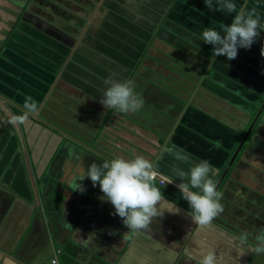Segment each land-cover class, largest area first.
Listing matches in <instances>:
<instances>
[{
    "label": "crops",
    "instance_id": "1",
    "mask_svg": "<svg viewBox=\"0 0 264 264\" xmlns=\"http://www.w3.org/2000/svg\"><path fill=\"white\" fill-rule=\"evenodd\" d=\"M29 1L0 0V264H50L54 256L59 264H198L199 254L208 252L217 264H264V252L256 251L264 229V113L229 166L264 92L258 96L244 85L251 98L242 99L237 85L232 93L219 86L225 72L211 77L215 62L233 67L241 60L250 73H237L257 77L264 69V30L229 61L214 57L200 37L205 27L221 31L234 14L210 11L204 0H49L48 18L35 21L23 10ZM234 2L239 9L243 0ZM252 9L264 24V0H247ZM20 17L38 31L41 42L21 36L35 51L17 52L22 46L13 33ZM189 55L197 61L195 84L171 75L175 60L174 68L184 69ZM48 66L58 67L55 77ZM158 69L162 77H145ZM109 77L133 81L144 101L140 111L103 108ZM26 96L40 111L13 126L9 121L22 116ZM136 155L167 178L164 186L153 181L165 197L160 210L179 209L140 232L113 214L98 185L79 181L92 162ZM200 160L213 166L223 205L203 229L187 215L175 186L177 171Z\"/></svg>",
    "mask_w": 264,
    "mask_h": 264
},
{
    "label": "clouds",
    "instance_id": "2",
    "mask_svg": "<svg viewBox=\"0 0 264 264\" xmlns=\"http://www.w3.org/2000/svg\"><path fill=\"white\" fill-rule=\"evenodd\" d=\"M204 3L210 11L234 14L231 23L222 25L221 31L205 27L201 33V40L212 45L214 57L223 55L229 61L235 59L238 50L250 49L260 37L261 30H264V24H261L255 9L247 10V0H243L239 9L234 0H204ZM260 54L264 56V45ZM104 84L101 90L103 98L99 103L105 110L128 114L142 109L144 101L135 93L132 80L120 81L109 77ZM22 111V116L13 118L9 123L13 126L23 123L25 117L39 113L40 105L31 96H26ZM76 159L80 160L81 157L76 156ZM212 167L210 161L200 160L187 171L178 170L176 173L180 183L175 186L189 206L187 215L201 229L209 227L213 219L223 212L221 194L216 190L210 175ZM85 178L91 180L93 187L99 186L103 193L100 199L109 202L115 210L113 214L119 216L124 226L133 232L147 230L153 218H161L165 211L173 212L171 208L160 210L165 197L153 183L154 164L142 155L132 159L118 156L102 164L92 162L79 181ZM76 191L83 192V185L77 182ZM172 207L176 208L175 212L179 211L175 204ZM257 240L260 243L256 251L264 252V229ZM196 259L198 264H217L215 254L211 252L200 253ZM51 264H58V260L53 259Z\"/></svg>",
    "mask_w": 264,
    "mask_h": 264
},
{
    "label": "trees",
    "instance_id": "3",
    "mask_svg": "<svg viewBox=\"0 0 264 264\" xmlns=\"http://www.w3.org/2000/svg\"><path fill=\"white\" fill-rule=\"evenodd\" d=\"M18 27L16 29V31H14L13 35L15 37H18V42L19 44H21V50L19 49L17 52L19 54L20 51H24L25 53L28 52L30 49L32 50H36L34 47H29L28 45H26V43L32 41V40H35L36 42H41V39H38L37 38V34H38V31L35 30V28H31L27 23L25 22H19L17 23ZM40 34V33H39ZM23 35H26V40L24 43H22L21 41V36ZM40 36H42V40H43V43L46 44V42L48 43V45L50 44L51 47L52 44H55L53 43V40L48 38V36L46 35H42L40 34ZM25 39V38H24ZM34 46H36V43L34 44ZM55 49L56 48H53V50H48V53L47 54H50V56L52 55L53 52H55ZM45 52V51H44ZM57 52V51H56ZM46 53V52H45ZM54 56V55H53ZM51 56V57H53ZM50 57V58H51ZM247 62V61H246ZM245 61L241 60V61H237L235 65H233V67H235L236 70L233 69V67H227V66H223L222 64L218 65L217 62H215L213 64V67L211 68V70L213 69L214 72H217L218 70L219 71H223L226 73V75L228 77H230L231 79L235 80V81H241L243 83V85H246V86H249L250 88H252V91L256 92L257 95H262L263 94V86L262 84H264V69L263 71H261L257 77H246L244 74H240V73H237L238 70H240L242 73H245V72H248L250 73V69H249V65L246 64ZM44 64L46 65L45 61H44ZM49 67V66H48ZM50 71L46 70L51 77H55V74H56V71L58 69V67H54V66H50ZM264 68V67H262ZM55 69V71H51ZM225 75V74H224ZM242 75V77H240ZM244 76V77H243ZM261 103H260V106H258V109L256 110L255 112V116L256 114L258 113L259 111V108L261 107L262 103H264V97L261 99ZM264 113V109L260 115V117L262 116V114ZM259 117V118H260ZM259 120V119H258Z\"/></svg>",
    "mask_w": 264,
    "mask_h": 264
},
{
    "label": "rangeland",
    "instance_id": "4",
    "mask_svg": "<svg viewBox=\"0 0 264 264\" xmlns=\"http://www.w3.org/2000/svg\"><path fill=\"white\" fill-rule=\"evenodd\" d=\"M35 2H37V3H39L40 5H45V4H48V2H49V0H34ZM63 1H67V0H63ZM72 0H70V2H71ZM81 1L82 0H78V2L79 3H81ZM73 2V1H72ZM79 3H77V4H79ZM53 23V22H52ZM75 23H76V21H75ZM55 26H57V23H56V25ZM62 30V29H61ZM190 56V55H189ZM190 61H189V63H190V65H189V63L187 64V66L186 65H184L183 67H184V69H178V67H176V68H174L175 66H177L176 64H178L180 61H177V60H175L176 62H175V64H173V67H172V69H173V72L174 73H172L171 75L173 76V75H177L176 77H184L185 78V80H187V82L189 83V84H195V82H196V77H195V70L194 69H197V68H194L193 66V64L194 63H197V61H192L193 60V58H194V56H190ZM157 64H158V61H157ZM183 65V64H182ZM157 67H159L158 65H157ZM208 67H204V69H207ZM159 72H160V70L158 69V70H151L150 71V74H148V73H145L144 75H145V77H162V75H160L159 74ZM213 71H211V73H212ZM136 73H138V72H136ZM216 73L217 72H213L212 74H211V77H216L215 75H216ZM197 74V73H196ZM154 75V76H153ZM171 75H169V76H171ZM173 77H175V76H173ZM223 79H224V81H219L220 82V87L221 88H223V90L224 91H226V92H228V93H232V89L234 88L233 86L234 85H237V87H239V90H237V89H235L234 91L237 93V96H239V95H241V97H242V99H250L251 98V94H249V92H247V91H245V90H243L241 87H243L244 85L241 83V82H239V81H235V80H233V79H231L230 77H228L226 74H225V77H222ZM235 81V82H234ZM184 83H186V82H184ZM209 83H210V81H209ZM227 86H228V89H227ZM253 94V93H252ZM262 101V100H261ZM261 101H260V103H261ZM263 104L264 103H262V105H261V107L259 108V110L262 108V106H263ZM256 117V116H255ZM255 117L253 118V122H254V120H255ZM260 121V123L258 122V124H259V126H260V124H261V120H259ZM48 122V121H47ZM252 124V123H251ZM263 124V123H262ZM249 130V129H248ZM248 132V131H247ZM247 134V133H246ZM244 136H245V134L241 137V139H240V141H239V144H240V142L242 141V139L244 138ZM238 144V145H239Z\"/></svg>",
    "mask_w": 264,
    "mask_h": 264
},
{
    "label": "flooded vegetation",
    "instance_id": "5",
    "mask_svg": "<svg viewBox=\"0 0 264 264\" xmlns=\"http://www.w3.org/2000/svg\"><path fill=\"white\" fill-rule=\"evenodd\" d=\"M26 3H27V7H24L23 10L24 11L27 10L28 19H30L31 21L32 20L35 21L34 19H37L38 16L41 18H48V16L46 17V15H45V11L48 9V7H47L48 4L40 5L39 3L35 2L34 0H30L29 2H26ZM20 19H21V17L17 20V22ZM19 112H21L23 115V111L21 109L19 110ZM17 116H18V114H17Z\"/></svg>",
    "mask_w": 264,
    "mask_h": 264
},
{
    "label": "water",
    "instance_id": "6",
    "mask_svg": "<svg viewBox=\"0 0 264 264\" xmlns=\"http://www.w3.org/2000/svg\"><path fill=\"white\" fill-rule=\"evenodd\" d=\"M263 109H264V104H263L262 108L258 111V113L256 114V117H255L254 122H252V124L249 126V130H248L247 134H245L244 138L242 139V141H241L240 144L238 145V147H237V149H236V151H235V153H234L232 159L230 160L229 166H230L231 163L235 160L236 156L239 154V152L241 151L242 147H244L246 144H249V143H247V142H248L247 139L249 138V136H250V134H251V132H252V130H253L255 124L258 122V119H259V117H260V115H261ZM259 127H260V126H259ZM259 127H258V128H259ZM257 131H258V129H257ZM253 136H254V135H253ZM253 136H252V137H253ZM252 137H251V141L254 139V138L252 139ZM249 142H250V141H249ZM252 142H253V141H252ZM254 244H257V245H258V243H256L255 241H254Z\"/></svg>",
    "mask_w": 264,
    "mask_h": 264
},
{
    "label": "built area",
    "instance_id": "7",
    "mask_svg": "<svg viewBox=\"0 0 264 264\" xmlns=\"http://www.w3.org/2000/svg\"><path fill=\"white\" fill-rule=\"evenodd\" d=\"M154 181H157L159 183V185L161 186H164L167 182V178L161 174H159L156 170H155V178H154ZM53 259H57V256H54L51 261ZM58 260V259H57ZM51 261H50V264H51ZM59 264V262H58Z\"/></svg>",
    "mask_w": 264,
    "mask_h": 264
}]
</instances>
